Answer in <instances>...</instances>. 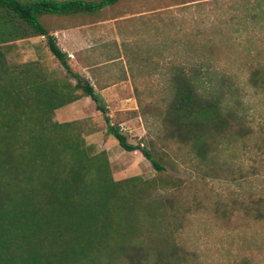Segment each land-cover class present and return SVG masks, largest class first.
Returning <instances> with one entry per match:
<instances>
[{"label":"rangeland","instance_id":"374dc122","mask_svg":"<svg viewBox=\"0 0 264 264\" xmlns=\"http://www.w3.org/2000/svg\"><path fill=\"white\" fill-rule=\"evenodd\" d=\"M40 21L51 35L67 26L92 25V41L101 51L97 66L84 78L80 61L68 63L96 93L121 86L118 102H104L107 116L114 127L126 128L124 136L139 150L124 151L106 134L104 116L81 91L64 134L83 141L91 163L105 157L103 175L113 181L164 180L161 206L149 209L159 217L154 226L145 217L141 226L143 234L170 233L177 249L164 264H264V78L258 75L264 71V0H121L95 15H45ZM1 49L11 69L24 71L20 77L26 82L31 71L49 89L75 84L44 37ZM178 71L196 73L226 115L227 135L211 141L213 150L202 148L207 161L165 120L170 79ZM51 120L65 123L55 111ZM142 149L162 171L153 169ZM253 207L262 209L259 219L250 214ZM161 216L167 220L161 223ZM134 258L145 260L142 253Z\"/></svg>","mask_w":264,"mask_h":264},{"label":"trees","instance_id":"16d2710c","mask_svg":"<svg viewBox=\"0 0 264 264\" xmlns=\"http://www.w3.org/2000/svg\"><path fill=\"white\" fill-rule=\"evenodd\" d=\"M119 1L0 0V264H164L177 249L170 233H141L145 217L153 226L159 217L149 209L161 206L158 192L164 180L136 183V178L105 177L106 158L91 163L83 141L64 134L71 123L51 120L56 109L78 100L81 91L104 116L106 134L124 151L139 150L110 125L102 97L72 70L67 54L40 21L45 15H95ZM33 37H44L74 85L49 89L31 71L33 78L26 82L20 77L23 70L9 67L1 45ZM259 74L264 78L263 70ZM170 87L165 120L207 161L202 148L213 150L211 141L227 135L221 101L203 90L196 73L176 72ZM140 153L153 169L163 170L150 151ZM262 212L253 207L250 214L259 219ZM138 253L143 262H136Z\"/></svg>","mask_w":264,"mask_h":264},{"label":"crops","instance_id":"0c3cea01","mask_svg":"<svg viewBox=\"0 0 264 264\" xmlns=\"http://www.w3.org/2000/svg\"><path fill=\"white\" fill-rule=\"evenodd\" d=\"M91 24H85L80 26H67L61 30L55 31L53 36L59 42V48L65 52L70 61H80L81 68L85 72L83 74L84 78L89 74L88 69L94 68L97 65L95 63V58L101 57V51L98 43H94L92 37ZM82 76V75H81ZM97 93L102 97L103 101L107 104H112L114 100L119 101L118 93L121 91L120 85H113L107 87H100L96 89ZM116 95L117 97L108 98V96ZM85 99H89L85 97ZM80 100H76L70 104L62 106L55 110L56 117L60 119V122H69L70 117H72L73 108L77 106Z\"/></svg>","mask_w":264,"mask_h":264},{"label":"built area","instance_id":"2783aa9c","mask_svg":"<svg viewBox=\"0 0 264 264\" xmlns=\"http://www.w3.org/2000/svg\"><path fill=\"white\" fill-rule=\"evenodd\" d=\"M110 125L113 126L112 124ZM117 129H118V132L122 135H124V132H126V128H124L123 125H119Z\"/></svg>","mask_w":264,"mask_h":264}]
</instances>
